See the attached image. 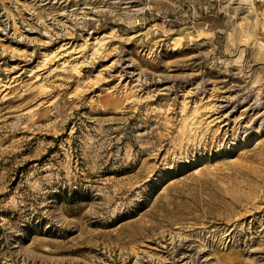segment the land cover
<instances>
[{"label":"rangeland","instance_id":"obj_1","mask_svg":"<svg viewBox=\"0 0 264 264\" xmlns=\"http://www.w3.org/2000/svg\"><path fill=\"white\" fill-rule=\"evenodd\" d=\"M0 264H264V0H0Z\"/></svg>","mask_w":264,"mask_h":264}]
</instances>
